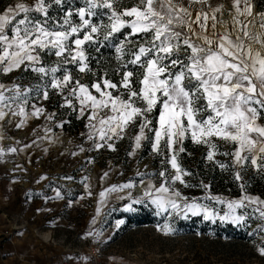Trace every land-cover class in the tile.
Here are the masks:
<instances>
[{
  "label": "snow or ice",
  "instance_id": "1",
  "mask_svg": "<svg viewBox=\"0 0 264 264\" xmlns=\"http://www.w3.org/2000/svg\"><path fill=\"white\" fill-rule=\"evenodd\" d=\"M254 8L253 0H231L230 7L210 0H12L0 9V78L20 75L0 79V158L59 140L54 129L70 121H57L51 112L43 135L22 146L2 144L5 129L44 116L40 101L58 95L59 107L86 121L93 150L116 151L127 138L129 156L147 143L163 157L158 171L138 172L139 181L101 191L102 206L107 195L128 190L125 210L153 208L165 236L176 233L178 221L194 217L237 227L255 221L250 234H264V198L246 191L242 174L252 167L264 175V11ZM104 48L114 59L101 64ZM23 73L35 74V82L25 83ZM186 140L205 146L214 166L233 170L239 198L214 195L203 181L199 198L177 187L198 186L185 179L193 175L181 163ZM221 142L231 147L221 151ZM137 187L141 194L133 196ZM257 249L264 256V245Z\"/></svg>",
  "mask_w": 264,
  "mask_h": 264
},
{
  "label": "rangeland",
  "instance_id": "2",
  "mask_svg": "<svg viewBox=\"0 0 264 264\" xmlns=\"http://www.w3.org/2000/svg\"><path fill=\"white\" fill-rule=\"evenodd\" d=\"M258 1L253 0L254 11H257ZM10 2L12 0H0V9ZM132 2L125 0L128 4ZM210 2L231 6V0ZM224 19H230L227 13ZM17 75L20 73L0 79L10 82ZM29 82L34 83L35 80ZM57 99H61L60 96L50 95L49 100L40 101L46 111L39 119L28 121L21 129L11 126L5 129L3 146L7 148L16 141H20L22 146L30 143L34 136L43 135L42 129L47 123L45 116L51 112L58 113V109H51ZM66 115L62 111L57 115V121L67 120ZM85 124L73 132L64 127L55 128L59 136L57 142L33 145L25 152L0 158V264H85L86 257L90 258L87 264H264V256L257 249L258 245H264V234H250L258 222H252L251 227L232 225V236L226 238L225 235L202 233L205 221L191 228L190 219L185 221L186 232L176 231L165 236L157 231V226L164 222L157 215L154 223L149 225H141L137 221L128 224V219L140 206L134 205L136 210L132 212L125 210L130 202L126 197L128 190L107 195L102 206L101 191L129 180L139 181L138 172L158 171L163 157L153 153L147 143L135 157L129 156L130 141L127 138L116 143V151L106 147L93 150L92 142L86 139L88 129ZM80 147L85 151L80 152ZM229 147L221 142V148ZM73 152L77 154L72 155ZM216 159L231 164L229 157L218 155ZM106 172L109 175L102 179ZM242 174L246 183L254 176L261 189L260 173L248 167ZM41 176L48 179L37 183ZM65 176L74 179L65 180ZM86 184L90 187L86 188ZM177 187L189 197L205 195L202 187L195 190L179 184ZM56 189L61 191L62 199L56 197ZM131 191L133 196H138L142 189L137 187ZM246 191L264 198V190L263 193ZM212 194L239 198L241 191L238 195ZM220 229L222 227H218L221 233ZM244 229H248V237L254 238V241L239 237ZM90 231L100 232L102 237L94 239L87 235Z\"/></svg>",
  "mask_w": 264,
  "mask_h": 264
},
{
  "label": "trees",
  "instance_id": "3",
  "mask_svg": "<svg viewBox=\"0 0 264 264\" xmlns=\"http://www.w3.org/2000/svg\"><path fill=\"white\" fill-rule=\"evenodd\" d=\"M131 4V3H129ZM257 11H264V0H259L257 4ZM101 64H106L107 61L114 59V51L110 48L102 49L101 53ZM95 63V62H94ZM25 77V82H29L34 80L35 74L23 73ZM114 79L118 80L119 77L116 76ZM56 103L51 107L52 110L58 109V114H61L62 111L67 113L66 117L70 123L65 124L64 128L68 131H77L79 128L84 127V120L77 119L76 114L72 113L70 109L59 108V104L61 103V99H57ZM186 152L181 154V163L182 165L189 169L193 175L190 177H186L190 184L198 185L200 182H206L211 185V191L213 193H223L229 195H238L241 191L238 186L239 183L234 179L233 170H222L217 166H214L212 162H209L205 159L206 152L204 151L203 145H197L191 142V140L185 141ZM226 150L221 148V151ZM221 161V160H220ZM223 162V161H222ZM230 164L228 161L224 162ZM258 184L255 182L254 176L250 177L246 183V189L250 190L253 193H260L264 190V175H262L261 189L258 188ZM196 187H192V190H195ZM263 188V189H262ZM263 193V192H262ZM156 219V214L154 209L151 207H144L140 205L137 207L136 213L132 216V218L128 219V224L133 223V221H137V223L141 225H149L154 223ZM202 222V219L199 217H194L190 221L191 228H196L194 226H198L199 223ZM204 227L201 229L202 233H205L209 236H219L225 235L226 238H231L233 227L232 225H221V224H212L210 222H204ZM177 232H186L185 221H178ZM218 227H222L221 233L218 231ZM239 237L243 240L254 241V238L248 237V229H244L239 233Z\"/></svg>",
  "mask_w": 264,
  "mask_h": 264
}]
</instances>
